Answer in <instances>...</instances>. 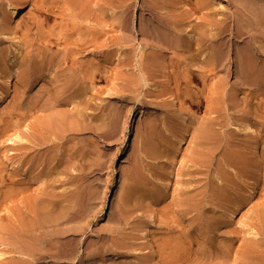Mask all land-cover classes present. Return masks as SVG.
<instances>
[{
  "label": "rangeland",
  "instance_id": "rangeland-1",
  "mask_svg": "<svg viewBox=\"0 0 264 264\" xmlns=\"http://www.w3.org/2000/svg\"><path fill=\"white\" fill-rule=\"evenodd\" d=\"M62 1L56 0L59 8L64 6V2ZM112 1L113 0H110V4L108 5V9L110 8L108 17L111 16L110 18H107V20L109 19L107 21L109 34H106L104 37H102L101 40L98 41L99 43H96L97 45L94 44L85 51L79 50L78 53H76V55L73 57L76 62L71 60V63H74V68L76 69L82 66L85 62H93L94 66H96L99 65L100 62L102 63L104 61L103 63L106 64L109 70L107 72L110 76L109 77L107 75L109 78V80H107L108 82H101L100 78L98 79L97 77V81H94L91 86L92 88L89 89L91 93L88 90L89 96L91 94L92 96L90 97H93L92 99L94 100L91 103L90 108L88 106L87 109L86 107H84V105H82V103L80 105V108H78L79 106H75L72 104V110L70 109V107H68L70 105L63 107V109H61L62 107L59 106V110L58 108H56L55 110L53 109L54 112L52 109L49 110V108H47L48 105L55 104L58 96L63 93L62 85L64 86V84H60V82L58 81L63 80V67H60L58 65L57 67L54 66L55 69H53V65L49 63L51 61V58L53 59L54 55L57 54V52L58 54H62V52H65L66 44H64V42L60 44L61 42L57 43L56 40H53L56 41L57 45L55 44V42H52L55 47H53L52 43L50 44L52 47H46V44H44L46 42L43 38H41V32L39 31L38 27H34V29L29 28L30 25L28 20L30 19L29 17H32V14L35 13V7L31 6L30 9L22 14L20 19L12 24L14 26L16 25V27L11 25L13 27L12 28L10 26L12 29L9 28V30L6 29L7 31H5V29H3V27L5 26L1 25L0 23V26H2L0 27V70L1 72L6 71L2 74L0 72V85L2 82H5L6 86L11 85L9 86V89L11 91L10 93H12V89L13 92L15 91L14 93H12L13 96L10 94L9 101L0 106V119H3L0 120V127L3 125L0 128V143L3 145L2 146L0 144V150L2 149L0 151V173L3 175L5 172L6 174H4V176L7 175V177L9 178L7 181V189L6 187H4L5 189L3 188L2 191H7L9 190L8 188H17L19 190L21 189L20 191L18 190L16 196L12 198L13 203H10L13 208L11 213L9 214L15 215L12 218L10 217L9 220L6 219L7 221L0 217V221L2 222H0V249H2L0 252H2L1 254L3 256H0V260L2 258L0 264H230L231 262V264H264V131L262 130L263 126L260 125V118L264 113V109L260 107L262 106V103H258L264 99V94H262L258 90L246 88L243 85L241 79L242 75H239V73H241L239 71L240 63L237 57L239 55L238 53H240L241 50L246 49L248 42L253 43L254 40H257V38L258 40H263L262 42H264V26H255V22H262L260 21L259 16H261L262 12H264V0H206L208 7L207 9H203V11H201L202 13L195 10V1H193L190 7L192 6V8H194L192 9L193 13L195 12V16L198 17L199 21L196 20L198 23L196 21L191 23L186 22L188 24L184 25L185 27L182 26V28L185 30L187 29V27L189 30H191L195 25H198L199 28L197 29V33L201 32L200 34L202 35V33L206 31L207 35H210L212 33L216 36L220 32L221 27L227 28L228 26L229 28H231L229 30L226 28L224 29L223 35L225 34L224 38L226 45L222 48V52H226L223 53L225 54L224 57H228V60L227 57L224 59V63L226 64V62L228 61L227 64L229 63L228 65H230L231 69L227 64H223L220 67V70L218 72L219 74L217 73V77H214L213 79V85H216V83H220L219 81L224 80L227 86L225 100H221V109H219V114H216L218 117L217 119H219L220 123H222V121L226 119L223 124H225L227 121L234 122V128L232 127L233 130H231L233 132H231L227 131L228 129L225 127L222 128L219 125V121L217 120V126L220 127H217V129L222 130L219 131V134L221 136L218 134L219 140L216 143L218 146V150L220 149L217 152L216 156V167L217 164H221V160L225 155L224 153H227L226 150H228V152H235L236 161H239L241 163L240 166H238L239 169L238 167H233L230 165H227L225 167L228 170V174L230 175V177L233 178L234 183L235 181L237 182V186L235 185L230 188L231 194L233 192L234 195H232L234 196L233 198L236 201L232 199L231 204V202H229L231 200L226 199L228 203H230V205L228 203H224L227 201H225V199H221L220 197L218 198V196L214 192L215 183L212 182L214 175L216 174V172H214L215 170L213 169L211 172H207V170H204L196 165L198 168H200L198 169L190 162L191 160L189 161L190 156L194 152L199 150L198 145L195 144L196 142L198 143L197 139L199 134L198 132L200 130L199 128L205 125V122H208L210 118V116H208L210 115V112L206 110L208 109L209 103L205 95L207 94V92L209 94L206 96L210 95V90L207 89H210L212 83L210 84L209 88H204L202 83H200L198 80H195L194 82V80L192 79V82L187 85L185 80V78L187 77H185L184 79L183 77L190 76V78H193V75H191L192 72H205L208 66L205 63L197 61V59L193 60L191 58L190 52L186 51L185 48L180 50H178L177 48L173 49L174 47L171 44L167 45V43L165 44L163 41L162 43L159 39L158 33L152 31V28L154 27L153 25L159 24L150 22L151 15L146 9L148 8L149 2H155L156 0ZM169 2L171 6V8L169 7L170 10L168 9L169 11L174 10L173 8L175 7V10H177L176 12L178 13L185 14L189 11V8L186 6L187 0H169ZM119 3L120 7L118 6ZM128 9H130V13ZM114 10L116 11L113 12ZM216 13L217 16L215 17ZM203 14L204 16H202ZM120 16H124L126 22L123 23H126L125 25H127L129 29L132 28V31L129 30L127 32L128 28H119L115 20ZM214 20L220 22H215ZM52 21L55 22H52L51 26L53 27L49 26L51 22L48 24L45 23L47 26L44 27L46 32L47 30L50 31V29L52 28H59L61 24L65 25L67 23L63 22V18L61 17H58V19ZM238 23H242L244 30L246 28V31L248 30V32H251L253 40H251L250 37L245 40L236 38V33L234 32L237 31ZM108 25H111L110 28L108 27ZM114 25H117V27ZM81 27L82 30L85 29L84 25H81ZM205 28L209 29L206 30ZM183 29L179 32L181 36H184L186 32L187 35L191 34L188 38L192 37L193 34L197 35L193 30L185 31ZM182 31L184 32L182 33ZM77 37L80 38L79 34L77 35ZM186 37L187 36L185 35L184 38ZM197 37L194 39V41H192L195 46L197 45V43H201V40L199 39V37ZM31 39H33V41ZM197 39H199V41H197ZM21 40L22 42H24V47H26L27 49L23 47V43H21ZM173 40H175V38ZM195 40L197 41L196 43H194ZM227 40L228 42H226ZM30 41L32 44L30 43ZM7 42L9 43V45ZM17 42L20 45H18ZM6 44L8 45V48L5 47ZM201 44L199 47H202V52L199 54L205 57V55L207 56V54L209 53L207 52V54H205L208 49L210 50V42L206 43V41L202 40ZM14 46H16L18 50L15 49ZM212 46H217V48L220 49L219 43H216V45L212 44ZM1 47H3V49ZM13 47L16 51L13 50ZM34 48H37L38 51H35ZM123 48H125V50ZM19 49L21 52L22 50H24L20 55L24 54L25 56H27L26 63L19 66L21 68L24 66L22 69L16 66L13 67L14 64L12 63V57L17 56ZM120 49L122 50L120 51ZM183 50H185L186 52ZM35 53H44L47 56L45 64L46 67H44L45 65L43 66L44 68L42 67V71L40 70V75L42 76L38 77V79L37 76L39 75L32 70L30 71L29 78L27 79L28 81L23 85V92H25V94H22L23 92H21L17 97L16 83L18 82V76L16 77L15 75H17V73L19 75V73L23 72L24 70H28L31 58L35 56ZM121 53H123L122 57ZM118 57H120L121 59H119ZM236 59H238V61ZM158 60H160V62ZM235 60L238 63H236ZM5 61L7 62V65L5 64ZM48 61L49 63H47ZM178 61L181 64L177 63ZM3 63L7 68H12H10V70L8 68L7 71V68H5ZM66 63H69L71 65L70 61H66ZM193 63H196V65H194ZM199 63L202 66H199ZM158 64H161L160 67ZM165 65H167V67H165ZM151 66L157 67L158 74L157 70L154 72V74L151 72L149 74V68H151ZM144 68H146L145 71H143ZM166 68L168 69V71L171 69L170 71L173 73L172 76L177 75V77L172 78L173 80L178 81L175 82V87H173V89L177 92L179 91L180 93H182L180 108L178 110L172 111L170 114H166L167 116H165V113H163L165 105L167 104V100L169 98V95H165V91L167 89L169 91L171 90V88L166 86L165 79H163V72L165 73ZM228 68L230 69V71H233L231 75L225 74L224 72L229 71L227 70ZM51 69L56 73L54 74ZM14 70L18 72H15ZM221 70L223 74L221 73ZM181 72H183L182 74L185 75L183 76ZM9 73H14L10 79ZM50 75L52 78H49ZM226 75L227 77L229 76L230 80L226 77ZM145 77H148V82L145 81ZM32 78H34V81L32 80ZM3 80H7V82L9 83ZM214 80H216L217 82ZM13 82L15 83V86ZM5 84L3 83L2 85L5 86ZM180 84L182 85L180 86ZM129 85H132V87H130ZM25 86L28 87L26 88ZM191 86L193 87V90L190 89L192 88ZM47 88L48 90H45ZM183 89H186V94L190 90L192 92L196 91L195 93H197V95L199 96L203 95L202 98L205 97L206 101H204L203 109H199L197 103V106H194L191 100H189L190 98L185 96L186 94ZM204 89L206 92L203 91ZM40 92L43 94H41ZM37 95H39V97ZM247 96H249V99ZM258 96L260 97V100L258 99ZM16 100L22 105V110L21 108L16 106L19 104H17ZM11 101H15L16 103ZM206 103L207 107H205ZM6 104H9V106L7 105L6 107ZM3 106L5 110L3 109ZM30 109L33 112L30 111ZM9 110H12L15 116L10 117L12 111ZM16 110H18V113L16 112ZM28 110L31 113H29L30 115L27 113ZM20 111L23 112L21 113ZM71 111H76L77 113L75 112L74 114ZM3 112H7L6 115L9 118L6 115L2 116ZM78 112H81L83 114L87 113V115L89 114V116L85 115L84 117L79 118L77 115ZM19 113L21 114L19 115ZM23 113L27 114V116L25 117L26 119L21 120L18 117L21 118ZM69 114H71L72 117ZM56 115L58 116L59 120L64 118L61 121L64 122L65 126L68 125V129H66V127L56 134H53L52 132H50L51 130H49L47 126L45 127L44 122H47L48 120L50 121V118L51 120H54V117ZM223 117L226 118L224 119ZM68 119L69 121H67ZM79 119H81L82 121H79ZM85 119H87V121ZM244 119H248L247 122L251 123L254 129V133L250 132L249 135L248 133H245V126L243 125H245L246 123H244ZM19 120H21V124L19 127L14 128L15 130L9 129L13 133H10L9 130H4L7 125ZM40 123L41 131L40 133H36L34 127L40 125ZM255 123L257 126L255 125ZM27 125L29 126L27 127ZM42 125H44L43 128ZM253 125L256 127H254ZM259 125L261 127H259ZM63 130L65 132H63ZM2 132L4 135L2 134ZM6 132H9L8 135ZM18 134L20 135L18 136ZM11 136L13 138H11ZM19 137L25 139V141L19 140ZM15 138L17 139V143L20 141V144H15L16 147L14 146V144L13 146H10L12 144L9 145L8 143L11 139ZM48 138L51 141L48 140ZM27 141H29V143ZM19 145L20 152L18 148ZM8 150L11 153L12 151H15L18 156H16V158L19 159L15 158V160L13 159L14 161L9 160L8 156L10 155V152ZM22 154L23 156H20ZM24 156L27 157V160ZM4 158H7V162L5 161L6 166L3 162L5 160ZM249 159H251L252 161ZM20 160L22 161V163L20 162ZM26 161L28 163H26ZM18 163L22 166H19ZM14 164L20 167L19 169H17L18 174L16 173V179L14 178L15 183L11 182L12 178L9 177V174H12V172L15 171L11 170L14 167L12 166ZM24 164L26 165L24 166ZM11 166L12 168H10ZM4 167H6L7 170ZM192 167L195 168L192 169ZM240 167H243V170H246L249 167L248 169L250 171L248 169L246 171H243ZM21 168H23V170ZM195 169L199 171L197 172ZM20 170L21 173L19 172ZM243 172L244 174L242 175ZM246 172H250L251 174L253 173V176H251L250 173H247L246 175ZM19 173L21 174V176ZM248 175L250 176L248 177L249 179L247 178ZM261 175L263 178H259H261L263 181L258 178V176ZM195 177L197 179H195ZM251 178H253V180L256 179L254 180L255 183ZM223 179L221 178V180ZM257 179L258 182L261 181V184L257 182ZM17 180L19 181V184L21 183L20 185H18ZM221 180H219L220 183L218 182V184H222L220 185V187L227 188V181ZM251 183L253 184L252 187L254 186L253 188L255 189L254 193L252 194L249 192V189L247 190L249 186L251 187ZM196 184L199 185L200 188H198ZM21 187L25 190H23ZM233 187H237L238 190H234ZM234 191H238L239 194L234 193ZM244 194L249 195H247V197ZM31 195L35 197L33 198ZM47 195L49 196L47 197ZM215 195L219 200L216 199ZM40 196L43 197V199ZM237 196L239 197L237 198ZM245 197L248 198L246 199L247 201L245 200ZM46 198H48V200ZM17 199L20 200H18L17 202ZM56 199L61 200V203ZM42 200L44 203H42ZM193 200L194 202L200 203L197 207V210L196 208H193L194 210L188 208V205L192 204ZM237 200H239V203H237ZM36 202L39 203V205L41 204L40 207L42 206L41 211L42 214L44 213V216L41 215V219L36 216L34 218V216L32 214L30 215L28 211V205ZM220 202L223 204V206L220 204ZM57 203L60 206H57ZM184 203H186V205ZM18 204L21 205L19 206ZM22 204L24 208L21 207ZM233 204H235L237 207L238 205L241 207H239V213L237 214L238 218L236 217L235 219L231 220L228 217L229 215H226L228 212L226 208H228L227 206L230 207ZM50 205L51 208L53 207L52 209H49ZM55 207L57 210L55 209ZM72 208L74 210H72ZM18 209L25 210L28 215V219L26 218V213L24 211V215H22V217L24 220L26 219L24 222L26 224V228L23 232L25 235L23 234V236H20L17 240L15 232H19V226L21 227V218L16 214ZM61 215H64V218H62ZM152 215H154V219L150 218ZM54 216H56L57 218H55ZM44 217L46 220L44 219ZM53 218L57 220H54ZM51 219L52 221L50 222ZM60 221L62 222L60 223ZM9 222H12L11 224H13L15 228L18 227L19 229L16 231L12 230L7 233L5 231V233H3L4 231L2 230V227L9 224ZM52 223H55V225H52ZM34 226L39 229H36ZM40 226L46 227L43 228ZM150 228L152 232L153 243L148 244L144 242L142 234L143 231ZM20 233L21 232H19V234ZM66 234L68 235V237ZM12 236H15V239ZM33 236L36 237L34 238ZM61 238L62 241L60 240ZM20 239L23 240L21 241ZM232 240L235 241L232 242ZM252 241L253 243H251ZM29 243L31 246L29 245ZM45 243L48 246L45 245ZM19 244L21 245V247ZM50 244L52 245V247ZM244 246L246 248L248 246H253L255 248V251L252 252V255L250 254L248 258L245 257L246 255H244L246 254V248ZM19 247L20 249H22L20 250ZM28 247H30L31 250ZM46 248L47 250H45ZM48 248L51 249L48 250ZM24 250L27 252H25ZM33 251H35V253ZM42 251L43 253L45 251L47 253L49 251L52 253L49 252L47 254L45 252L43 254ZM68 251L72 253H69ZM10 253L13 255V258ZM56 253L58 255L57 257L55 256ZM14 254H16L18 258L14 256ZM37 254H42V256H39ZM53 254L55 257L53 256ZM7 255H10L11 257L9 258ZM18 255H21V257ZM22 255H24L25 258ZM34 255H36V258ZM43 255L45 258L43 257ZM68 255L69 257L67 258ZM170 255L173 257L171 258ZM214 256L215 259L217 256L216 260L214 259ZM22 257L24 259H22ZM229 257L231 259H229ZM244 258L246 260H244ZM38 259L41 260L39 261ZM250 260L251 262H249Z\"/></svg>",
  "mask_w": 264,
  "mask_h": 264
},
{
  "label": "bare ground",
  "instance_id": "bare-ground-1",
  "mask_svg": "<svg viewBox=\"0 0 264 264\" xmlns=\"http://www.w3.org/2000/svg\"><path fill=\"white\" fill-rule=\"evenodd\" d=\"M60 1H62V0H60ZM114 1V0H113ZM112 1V2H113ZM128 1V0H127ZM150 1V0H149ZM193 1H195V10L196 11H203V9H207V7H208V4H207V1L206 0H187V2H186V6L189 8V11L187 12V13H178V12H176L177 10H175L176 9V7L175 8H173L174 10H172V11H169L170 9H169V7L171 8V6H170V2H169V0H156L155 2H149L148 3V8L146 9L148 12H149V14L151 15V19H150V22H155L154 24H159V25H153L154 27L152 28L153 30L152 31H154L155 33H158V36H159V39L161 40V42L163 41L165 44L167 43V45L168 44H171L174 48L173 49H178V50H180V49H184L185 48V50L186 51H188V52H190V54H191V58L193 59V60H196L197 59V61H199V62H202V63H205L207 66H208V68H207V66H206V68H207V70L205 71V72H197V71H194V72H192L191 73V75H193V78L191 77L190 78V76H184L185 74H182L183 72H181V74L184 76L183 77V79L185 78V77H187V78H185V80H186V83H187V85L188 84H190L191 82H192V79L194 80V82H195V80H198L200 83H202L203 84V87L204 88H209V86H210V84L212 83V86L210 87V89H207V90H210V95L209 96H206V95H208L209 93L207 92V94L205 95V97H206V99L208 100V103H209V105H208V109H206V110H208L209 112H210V115H208V116H210V118H209V120H208V122H205L206 124L205 125H203L201 128H199L200 130H199V134H198V143L196 142L195 144L196 145H198V147H199V150L198 151H196V152H194L191 156H190V159H189V161L195 166V167H197L196 165H198V167H200V168H202V169H204V170H207V172L208 171H212L213 169L215 170L214 172H216V174L214 175V178H213V182L212 183H215L214 184V186H215V194L218 196V198L220 197L221 199H225V201H227V200H231V201H229V202H231V204H232V199L234 200V201H236L233 197V192H232V194H231V189L230 188H232V186H235L236 185V181H235V183H234V181H233V178H231L230 177V175L228 174V170L225 168L227 165H230V166H233V167H238V166H240V162L239 161H236V153L235 152H228V150H226L227 151V153L225 152L224 154V157H223V159L221 160L222 162H221V164H217V167H216V156H217V152L220 150H218V146H217V142H218V140H219V138H218V134H219V131H221V130H219V129H217V120L219 121V119H217L218 117H217V115L216 114H219L218 112H219V109H221L220 108V103H221V100L223 101V100H225V97H226V91H227V86H226V82L224 81V80H221V81H219L220 83H216V85H213L214 83H213V79H214V77H217L216 76V74L219 72V70H220V67L223 65V64H225L224 63V59L227 57V56H225L224 57V55L225 54H223L224 52H222V48H223V46H225L226 44H225V34L223 35V33H224V29L226 28H224V27H221L220 28V32L217 34V36L216 35H214V34H210V35H207V33H206V31H204L203 33H202V35L200 34V33H197V29L199 28L198 27V25H195L194 27H193V29H191V30H193L194 32H196V34L197 35H195V34H193L192 35V37H190V38H188L190 35H187V32H186V38H184V36H181L180 34H179V32L183 29L182 28V26L183 27H185L184 25H186V24H188L189 22L191 23V22H195L196 20L197 21H199L198 20V17H196L195 16V12L193 13V10L192 9H194V8H192V6L190 7V5L193 3ZM62 2H64V6L63 7H60L59 8V5H58V3H56V0H0V23H1V25H3V26H5V27H3V29H5V31H7L6 29H8L9 30V28H11L12 26H14V25H12V24H14V22H16L17 20H19L20 19V17H21V15L22 14H24L28 9H30V7L31 6H33V7H35V13L34 14H32V17H29L30 19L28 20V22H29V28H31V29H34V27H38V29H39V31L41 32V38H43L44 40H45V42L46 43H44V41H43V43L44 44H46V47H50L51 45V43L52 42H55V44H56V41H57V43H60V44H62V42H64V44H66V49H65V52L63 53L62 52V54L61 53H59L58 54V52H57V54H55L54 55V57H53V59L51 58V61H50V63H49V61L47 62V63H49V64H52L53 65V69H55V67L54 66H60V67H63V75H64V77H63V80H58L59 82H60V84L61 83H63L64 84V86L62 85V87H63V93L62 94H60L59 96H58V98H57V100L55 101V104H52V105H48V107L47 108H49V110H55L56 108H58V110H59V106L60 107H62L61 109H63V107H66V106H68V105H70V106H68V107H70V109H71V105L73 104V105H75V106H79L78 108H80V105H81V103H82V105H84V107H86V109H87V107L89 106V108H90V105H91V103L93 102V100L94 99H92L93 97H90V96H92L91 94H90V96H89V93H88V90L90 89V88H92L91 86H92V83L94 82V81H97V77H98V79L100 78V80H101V82L103 81V82H105V81H107V80H109V78H108V67L106 66V64H104L103 62L101 63L100 62V64L99 65H96V66H94V64H93V62H85L82 66H80L78 69H76V68H74V63L72 64L71 63V60L72 61H75L74 59H73V57L76 55V53H78V51L80 50V51H85V50H87L90 46H92V45H94V44H96L99 40H101V38L102 37H104L106 34H109L108 33V28H107V21L109 20H107V18H110V17H108L109 16V9H108V5L110 4V0H63ZM115 2V1H114ZM122 2V1H121ZM147 2V1H146ZM172 3V2H171ZM173 3H176V2H173ZM118 4V3H117ZM123 4V3H122ZM63 5V4H62ZM126 5V4H125ZM128 5V4H127ZM147 5V4H146ZM172 5V4H171ZM176 5V4H175ZM119 7H120V3H119V5H118ZM180 6V5H179ZM126 7V6H125ZM129 7V6H128ZM186 7V8H187ZM115 8V7H114ZM127 8V7H126ZM130 8V7H129ZM61 9V10H60ZM120 9V8H119ZM169 9V10H168ZM60 10V11H59ZM129 10V13H130V9H128ZM112 11V10H111ZM116 10H114L113 12H115ZM146 11V12H147ZM32 12V11H31ZM118 12V11H117ZM117 12H116V14H117ZM122 12V11H121ZM111 13V12H110ZM125 13H126V11H125ZM202 13V12H201ZM260 13V12H259ZM115 14V15H116ZM147 14V13H146ZM261 14V13H260ZM113 15H114V13H113ZM208 15V14H207ZM126 16V15H125ZM148 16V15H147ZM202 16H204V14L202 15ZM217 16V13H216V15H215V17ZM58 17H61V18H63V22H67L65 25H62L61 24V26L59 27V28H52V29H50V31H48L47 29V32L45 31V29H44V27L46 26V24H48V23H50L51 22V24L49 25V26H51L52 25V22H54V21H52V20H56V19H58ZM150 17V16H149ZM201 17V16H200ZM213 17V16H212ZM260 17V21H262V22H255L256 23V27L257 26H264V12H262V15L261 16H259ZM256 18V17H255ZM149 19V18H148ZM201 19V18H200ZM204 19H206V18H204ZM259 19V18H258ZM196 21V22H197ZM202 21V20H201ZM215 21V20H214ZM214 21H210V22H214ZM26 22V21H25ZM60 22V21H59ZM115 22L118 24V26H119V28H121V29H127L128 28V30H127V32L130 30V31H132V28L131 29H129V27H127V25H125L123 22H126L125 21V19H124V16H120V17H117V19L115 20ZM114 22V23H115ZM186 22H188V23H186ZM215 22H220V21H215ZM224 22V21H223ZM46 23V24H45ZM55 23V22H54ZM198 23V22H197ZM197 23H194V24H197ZM254 23V22H253ZM253 23H252V25H253ZM17 24V23H16ZM26 24V23H25ZM109 24V23H108ZM130 24V23H129ZM221 24V23H220ZM224 24V23H223ZM12 25V26H11ZM81 25H84V27H85V29L84 30H82V27H81ZM192 25V24H191ZM11 26V27H10ZM111 26V25H110ZM110 26L108 25V27L110 28ZM114 26H116L117 27V25H114ZM213 26V25H212ZM211 26V27H212ZM226 26V25H225ZM0 27H2V26H0ZM14 27H16V25L14 26ZM21 27V26H20ZM47 27V26H46ZM51 27H53V26H51ZM83 27V28H84ZM255 27V28H256ZM13 28V27H12ZM11 28V29H12ZM18 28V27H17ZM22 28V27H21ZM146 28H148V27H146ZM182 28V29H181ZM261 28V27H260ZM259 28V29H260ZM118 29V28H117ZM206 29V28H205ZM207 29H209V28H207ZM206 29V30H207ZM226 29H231V28H229L228 26H227V28ZM233 29V28H232ZM28 30V29H27ZM120 30V29H119ZM183 30H185V29H183ZM187 31H191V30H189L188 29V27H187V29H186ZM185 30V31H186ZM234 30V29H233ZM12 31V30H11ZM14 31V30H13ZM21 31V30H20ZM126 31V30H125ZM253 31V30H252ZM18 32V31H17ZM184 31H182V33H183ZM232 32V31H231ZM12 33V32H11ZM19 33V32H18ZM26 33V32H25ZM227 33V32H226ZM234 33H236L235 34V36H236V38L237 39H243V40H245V39H247V38H251V40H253V36L251 35V32L249 31L248 32V30L246 31V28H245V30L243 29V25H242V23H238L237 24V31H235ZM233 33V34H234ZM13 34H14V32H13ZM17 34V33H16ZM79 34V36H80V38H78L77 37V35ZM209 34V33H208ZM3 35V34H2ZM157 35V34H156ZM156 35H155V37H156ZM183 35V34H182ZM223 35V36H222ZM254 35V34H253ZM5 36V35H4ZM3 36V37H4ZM38 36H40V35H38ZM154 36V35H153ZM199 37V39L201 40V43H202V40L203 41H206V43L207 42H210V45L209 46H211L210 47V50L208 51L207 50V48H206V53H205V50H204V53L205 54H207V52H209L208 54H207V56L205 55V57L203 56V55H201V54H199V53H201L202 51H201V49H202V47L200 48L199 46H200V44L201 43H197V47L193 44V42L192 41H194V39L196 38V37ZM27 37V36H26ZM54 37H57V38H54ZM60 37H62V38H60ZM197 37V38H198ZM175 38V40H173ZM9 39V38H8ZM13 39H16V38H13ZM30 39V38H29ZM58 39V40H57ZM199 39H197V41H199ZM264 39V38H263ZM10 40V39H9ZM25 40V39H24ZM32 41H33V39H31ZM53 40H56V41H53ZM159 40V41H160ZM17 41V40H16ZM196 40H195V42L194 43H196L197 42ZM263 41V40H262ZM261 40H258V38H257V40H254L253 41V43H247L248 45H247V47H246V49H243V50H239L240 51V53H238L239 55L237 56L238 57V59H239V63H240V72L241 73H239V71H238V73H239V75H242V83H243V85L246 87V88H249V89H255V90H258V91H260L262 94H264V42H262ZM1 42V41H0ZM104 42V41H103ZM162 42V43H163ZM215 42V43H214ZM226 42H228V40L226 41ZM3 43V42H2ZM8 43V42H7ZM18 43V42H17ZM21 43H23V47H24V42H22V40H21ZM30 43H31V41H30ZM42 43V42H41ZM99 43V42H98ZM216 43H219V46H220V49H218L217 48V46L216 47H213L212 46V44H215L216 45ZM4 44V43H3ZM2 44V45H3ZM16 44V43H15ZM27 44V43H26ZM32 44V43H31ZM53 44V43H52ZM105 44H106V41H105ZM150 44V43H149ZM152 44V43H151ZM204 44H205V42H204ZM8 45H9V43H8ZM7 44H6V48H8L7 46H8ZM18 45H20L19 43H18ZM18 45H16V46H18ZM22 45V44H21ZM57 45V44H56ZM97 45V44H96ZM202 45V44H201ZM11 46V45H10ZM9 46V47H10ZM16 46H14L15 47V49H17V47ZM61 46V45H60ZM59 46V47H60ZM204 46V45H203ZM12 47V46H11ZM14 47H13V50H15L14 49ZM22 47V46H21ZM29 47H30V45H29ZM29 47H28V49H29ZM45 47V46H44ZM52 47V46H51ZM53 47H55L54 46V44H53ZM161 47V46H160ZM207 47H208V45H207ZM2 49H3V47H1ZM5 48V49H6ZM24 48H26V47H24ZM23 48V49H24ZM37 48H39V47H37ZM37 48L35 49L34 48V50L36 51L37 50ZM164 48V47H163ZM2 49H1V51H2ZM20 49H22V48H20ZM20 49H19V52H18V54H17V56H14V57H12V63L14 64H12L13 65V67H19V66H21V65H23V64H25L26 63V61H27V56H25L24 54L23 55H20L21 53H23V51L24 50H22V52L20 51ZM27 49V48H26ZM62 49V48H61ZM124 50H125V48H123ZM227 49V48H226ZM12 50V51H13ZM18 50V49H17ZM40 50V49H39ZM45 50V49H44ZM51 50V49H50ZM122 49H120V51H121ZM123 50V51H124ZM185 50H183V51H185ZM6 51V50H5ZM16 51V50H15ZM38 51V50H37ZM49 51V50H48ZM62 51V50H61ZM90 51H91V48H90ZM185 51V52H186ZM41 52V51H40ZM43 52V51H42ZM46 52V51H45ZM54 52V51H53ZM184 52V53H185ZM3 53H5V52H3ZM10 53H11V51H10ZM15 53V52H14ZM84 53V52H83ZM203 53V54H204ZM226 53V52H225ZM82 54V53H81ZM122 54L123 53H121V57H122ZM49 55V54H48ZM78 55H80V54H78ZM187 55V54H186ZM227 55V54H226ZM4 56V55H3ZM11 56V55H10ZM9 56V57H10ZM52 56H53V53H52ZM229 56V55H228ZM8 57V58H9ZM46 55L44 54V53H40V54H36L35 53V56H33V58H31V61H30V64H29V66H28V70L27 71H23V72H21V73H19V75H18V73H17V75H15L16 77H17V79H18V82L16 83V88H17V90H16V93H17V97L19 96V93H21V92H23V85H24V83H26L28 80V78H29V73H30V71L32 70V71H34L36 74H38L39 76H37V79H38V77H40V76H42V75H40L41 74V72H40V70L42 71V67L46 64ZM51 57V56H50ZM77 57V56H76ZM163 57V56H162ZM183 57V56H182ZM185 57V56H184ZM119 59H121L120 57H118ZM231 58V57H230ZM2 59V58H1ZM48 59V58H47ZM238 59H236L237 61H238ZM5 60V59H4ZM189 60V59H188ZM227 60H228V57H227ZM231 60V59H230ZM236 60H235V62H236ZM66 61H70V63H71V65L68 63H66ZM88 61H90V60H88ZM159 62H160V60H158ZM174 61H175V59H174ZM173 61V62H174ZM177 61V60H176ZM226 61V60H225ZM6 62V61H5ZM76 62V61H75ZM155 62H157V61H155ZM162 62V61H161ZM165 62V61H164ZM167 62V61H166ZM171 62V61H170ZM228 62V61H227ZM227 62H226V64H227ZM151 63V62H150ZM177 63H180L179 61L177 62ZM185 63V62H184ZM197 63V62H196ZM196 63L194 64V65H196ZM236 63H238V62H236ZM6 65H7V62L5 63ZM66 64H67V66H66ZM148 64V63H147ZM154 64V63H153ZM163 64V63H162ZM166 64V63H165ZM170 64V63H169ZM181 64V63H180ZM225 64V65H226ZM229 64V63H228ZM227 64V65H228ZM3 65H4V63H3ZM6 65H4L5 66V68H7L6 67ZM51 65V66H52ZM76 65V64H75ZM80 65V64H79ZM78 65V66H79ZM159 65V64H158ZM161 65V64H160ZM160 65H159V67H160ZM199 66H202V65H200V63L198 64ZM197 65V66H198ZM10 66H11V64H10ZM77 66V65H76ZM144 66V65H143ZM232 66V65H231ZM0 67H1V65H0ZM3 67V66H2ZM24 67V66H23ZM22 67V68H23ZM44 67H46V65L44 66ZM43 67V68H44ZM59 67V68H60ZM165 67H167V65H165ZM164 67V68H165ZM180 67H181V65H180ZM194 67V66H193ZM204 67V66H203ZM228 67L230 68V65H228ZM238 67V68H239ZM4 68V69H5ZM9 68V67H8ZM8 68H7V71H8ZM10 68H12V67H10ZM10 68H9V70H10ZM19 68H21V67H19ZM21 68V69H22ZM176 68V67H175ZM202 68V67H201ZM226 68H227V66H226ZM226 68H225V70H226ZM227 69V70H229V71H224L225 72V74H229V75H231L232 74V72L233 71H230V69ZM3 69V68H2ZM27 69V68H26ZM48 69V68H47ZM49 69H50V66H49ZM143 69V68H142ZM145 69L146 68H144V70L143 71H145ZM161 69V68H160ZM181 69V68H180ZM223 69V68H222ZM16 70H18V69H16ZM157 70V67L156 66H151V68H149V74H150V72L151 73H153L154 74V72ZM162 70V69H161ZM166 70V71H165ZM164 71H165V73L163 72V79H165V83H166V86L167 87H169V88H171V90H169L168 91V89L165 91V95H169V98H168V100H167V104L165 105V108H164V112L163 113H165L164 115L165 116H167L166 114H170L172 111H174V110H178L179 108H180V102H181V98H182V93H180L179 91L177 92L176 90H174L173 89V87H175L174 86V84H175V82H178V81H176V80H173L172 78H174V77H177V75L176 76H172L173 75V73L169 70L168 71V69L166 68ZM183 70V69H182ZM198 70H200V69H198ZM4 71V70H3ZM15 71V70H14ZM13 71V72H14ZM46 71V70H45ZM44 71V72H45ZM51 71H52V69H51ZM55 71H57V70H55ZM180 71V70H179ZM179 71H176V72H179ZM185 71V70H184ZM0 72H1V70H0ZM4 72H6V71H4ZM4 72H1V74L2 73H4ZM10 72H12V71H10ZM15 72H18V71H15ZM48 72V71H47ZM50 72V71H49ZM52 72H54V70L52 71ZM186 72V71H185ZM34 73V74H35ZM51 73V72H50ZM56 72H54V74H55ZM59 73V72H58ZM62 73V72H61ZM148 73V72H147ZM221 73H222V70H221ZM7 74H8V72H7ZM10 75H9V79L12 77V75L14 74H12V73H9ZM43 74V73H42ZM53 74V73H52ZM148 74V75H149ZM152 74V75H153ZM157 74H158V70H157ZM160 74V73H159ZM219 74V73H218ZM217 74V75H218ZM223 74V73H222ZM237 74V73H236ZM58 75V74H57ZM108 75V76H107ZM151 75V76H152ZM179 75V74H178ZM3 76H4V74H3ZM2 76V77H3ZM6 76V75H5ZM14 76V77H15ZM34 77V76H33ZM44 77V76H43ZM110 77V76H109ZM161 77V76H160ZM159 77V78H160ZM182 77V76H181ZM226 77H227V75H226ZM5 78V77H4ZM36 78V77H35ZM49 78H52L51 77V75H50V77ZM59 78V77H58ZM148 77H145L144 79H145V81L146 82H148V79H147ZM149 78H151V77H149ZM156 78V77H155ZM227 78H229V76L227 77ZM8 79V80H9ZM43 79V78H42ZM42 79H40V80H42ZM96 79V80H95ZM154 79V78H153ZM178 79H181V78H178ZM216 79V78H215ZM32 80L34 81V78H32ZM40 80H38V81H40ZM53 80V79H52ZM51 80V81H52ZM229 80H230V78H229ZM3 81H6L7 82V80H3ZM15 81H16V79H15ZM14 81V82H15ZM30 81V80H29ZM54 81V80H53ZM129 81V80H128ZM184 81V80H183ZM182 81V82H183ZM214 81H216V80H214ZM2 82V81H1ZM13 82V83H14ZM32 82V81H31ZM108 82V81H107ZM181 82V83H182ZM197 82V81H196ZM217 82V81H216ZM5 84V82H2L1 83V85H0V106L1 105H3V104H5L6 102H8L9 101V98H10V94L13 96V94L12 93H14L13 92V89H12V93H10L11 91H10V89H9V86H11V85H7L6 86V84H5V86L4 85H2V84ZM7 83H9V82H7ZM29 83V82H28ZM36 83V82H35ZM53 83V82H52ZM10 84H11V82H10ZM37 84V83H36ZM128 84V83H127ZM148 84H150V83H148ZM178 84V83H177ZM176 84V85H177ZM184 84V83H183ZM22 85V86H21ZM58 85V84H57ZM182 84H180V86H181ZM192 85V84H191ZM242 85V84H241ZM242 85V86H243ZM13 86V85H12ZM14 86H15V83H14ZM34 86V85H33ZM130 86V85H129ZM149 86V85H148ZM26 87V86H25ZM28 87V86H27ZM26 87V88H27ZM60 87V86H59ZM130 87H132V85L130 86ZM150 87V86H149ZM192 87V86H191ZM202 87V86H201ZM13 88V87H12ZM15 88V89H16ZM44 88V87H43ZM57 89H59V88H57ZM178 89V88H177ZM190 89H192L193 90V87L192 88H190ZM242 89V88H241ZM44 90V89H43ZM42 90V91H43ZM45 90H48V88L47 89H45ZM165 90V89H164ZM184 91L186 90V89H183ZM230 90V89H229ZM238 90V89H237ZM236 90V91H237ZM40 91V90H39ZM203 91H205V89L203 90ZM240 91V90H239ZM46 92V91H45ZM48 92V91H47ZM51 92V91H50ZM89 92H90V90H89ZM196 92V91H195ZM195 92H192V91H188L187 92V94H186V91H185V96H187L188 98H190L189 100H191V102L194 104V106L196 105V103L198 104V107H199V109H203V107H204V101H205V97L204 98H202V96L200 95H197V93H195ZM206 92V91H205ZM41 93V92H40ZM91 93V92H90ZM198 93H199V91H198ZM228 93H229V91H228ZM227 93V94H228ZM245 93H246V91H245ZM22 94H25V92H23ZM39 94V93H38ZM41 94H43V93H41ZM46 94V93H45ZM203 94H205V93H203ZM235 94V93H234ZM21 95V94H20ZM184 95V94H183ZM38 97H39V95H37ZM50 96V95H49ZM240 96V95H239ZM248 97V99H249V96H247ZM252 97V96H251ZM259 97V96H258ZM12 99V98H11ZM16 99V98H15ZM52 99V98H51ZM232 99V98H231ZM259 100H260V97L258 98ZM262 99V98H261ZM18 100V99H17ZM17 100H16V102H17ZM20 100V99H19ZM33 100V99H32ZM54 100V99H53ZM254 100V99H253ZM39 101H40V99H39ZM50 101V100H49ZM48 101V102H49ZM227 101V100H226ZM230 101V100H229ZM11 102H15V101H11ZM15 102V103H16ZM34 102V101H33ZM36 102H37V100H36ZM206 102V101H205ZM234 102H236V101H234ZM19 102H17V104H18ZM191 103V104H192ZM258 103H262L261 105L262 106H260V107H262L263 109H264V99L261 101V102H258ZM10 104V103H9ZM9 104H6V107H7V105L9 106ZM20 104V103H19ZM19 104L18 105H16V106H18L19 108H21V110H22V105L20 104V106H19ZM33 104V103H32ZM45 104V103H44ZM50 104V103H49ZM223 104V103H222ZM228 104V103H227ZM229 104H230V102H229ZM235 104V103H234ZM11 105V104H10ZM47 105V104H46ZM259 105V104H258ZM33 106H36V105H33ZM58 106V107H57ZM197 106V105H196ZM31 107V106H30ZM41 107V106H40ZM205 107H207V103H206V106ZM9 108V107H8ZM15 108V107H14ZM29 108V107H28ZM34 108V107H33ZM74 108V107H73ZM83 108V107H82ZM224 108V107H223ZM222 108V109H223ZM2 109V108H1ZM3 109H4V106H3ZM13 109V108H12ZM18 109V108H17ZM36 109V108H35ZM69 109V110H70ZM225 109V108H224ZM223 109V110H224ZM5 110V109H4ZM39 110V109H38ZM44 110V109H43ZM45 110H46V107H45ZM54 110H53V112H54ZM57 110V111H58ZM72 110V109H71ZM76 110V109H75ZM258 110H259V108H258ZM9 111H12V110H9ZM9 111H8V113H9ZM18 110H16V112H17ZM30 111H32L31 109H30ZM30 111L28 110L27 111V113L29 114L30 113ZM35 111V110H34ZM41 111V110H40ZM74 111V110H73ZM80 111H81V109H80ZM88 111V110H87ZM207 111V112H208ZM264 111V110H263ZM15 112V113H16ZM21 113L23 112V111H20ZM33 112V111H32ZM52 112V113H53ZM56 112V111H55ZM72 112V111H71ZM70 112V113H71ZM76 112V111H75ZM75 112H72V113H74L75 114ZM0 113H1V111H0ZM11 113V112H10ZM14 112L12 111V114H11V116L10 117H13V116H15L14 114H13ZM18 113V112H17ZM16 113V114H17ZM21 113H19V115L21 114ZM61 113V112H60ZM77 113V112H76ZM85 113V112H84ZM90 113V112H89ZM7 114V112H3L2 113V116H4V115H6ZM31 114V113H30ZM29 114V115H30ZM68 114V113H67ZM207 114V113H206ZM261 114V113H260ZM52 115V114H51ZM61 115V114H60ZM70 116H71V114H69ZM78 117L80 118H82V117H84L85 115H87V113H85V114H83V113H81V112H78ZM220 115H221V113H220ZM219 115V116H220ZM7 116V115H6ZM27 116V114H22V116H21V118L20 117H18L19 119H26L25 117ZM53 116V115H52ZM57 116V115H56ZM54 117V120H51V118H50V121L48 120L47 122L45 121L44 123V125H45V127L47 126L48 127V129L49 130H51L50 132H52L53 134H56L57 132H59L60 130H62V129H65L68 125H66L65 126V124H64V122L63 121H61L62 119H64V118H62L61 120H59V118H58V116L57 117ZM67 116V115H66ZM65 116V117H66ZM70 116H68V117H70ZM87 116H89V114L87 115ZM8 117V116H7ZM50 117V116H49ZM60 117V116H59ZM63 117V116H62ZM72 117V116H71ZM74 117V116H73ZM4 118V117H3ZM9 118V117H8ZM77 118V117H76ZM224 118V117H223ZM226 118V117H225ZM224 118V119H225ZM2 119V118H1ZM0 119V120H1ZM11 119V118H10ZM17 119V118H16ZM44 119H46V118H44ZM47 119H49V118H47ZM75 119V118H74ZM89 119V118H88ZM243 119V118H242ZM251 119H253V118H251ZM251 119H250V121H251ZM261 124L260 125H262L263 126V128H262V130L264 131V113L262 114V116H261ZM3 120V119H2ZM6 120H7V118H6ZM6 120H4V121H6ZM21 120H19V121H17V122H12L11 124H9V125H7V127L4 129L5 131H8L9 129H14V128H17V127H19L20 126V124H21ZM38 120V119H37ZM72 120V119H71ZM86 121H87V119H85ZM247 120L248 119H244V123H246L245 125H243V126H245V133H248V135L250 134V132H253L254 133V129H253V127H252V125H251V123H249V122H247ZM8 121H9V119H8ZM33 121V120H32ZM67 121H69V119L67 120ZM66 121V122H67ZM74 121V120H73ZM79 121H82L81 119H79ZM85 121V122H86ZM206 121V120H205ZM224 121H226V119L224 120ZM224 121H222V123H220V121H219V125L222 127V128H227L228 130L227 131H231V130H233L232 129V127L234 126L233 125V123L234 122H230V121H227L225 124H223L224 123ZM242 121V120H241ZM11 122V121H10ZM75 122V121H74ZM89 122V121H88ZM243 122V121H242ZM2 123H3V121H2ZM42 123V122H41ZM41 123H40V125H37V126H35L34 127V130L36 131V133L38 132V133H40V131H41ZM82 123V122H81ZM252 123H253V121H252ZM31 124V123H30ZM29 124V125H30ZM33 124V123H32ZM67 124V123H66ZM71 124V123H70ZM74 124V123H73ZM77 124V123H76ZM85 124V123H84ZM87 124V123H86ZM1 125V124H0ZM6 125V124H5ZM29 125H27V127L29 126ZM44 125H42V128H43V126ZM89 125V124H88ZM255 125H256V123H255ZM259 125V127H261ZM3 126V125H2ZM1 126V127H2ZM238 126V125H237ZM236 126V127H237ZM254 126V125H253ZM257 126V125H256ZM256 126H254V127H256ZM0 127V128H1ZM23 127V126H22ZM32 127V126H31ZM236 127H235V129H236ZM82 128H83V125H82ZM81 128V129H82ZM218 128H220V127H218ZM234 128V127H233ZM240 128V127H239ZM238 128V129H239ZM244 128V127H243ZM45 129V128H44ZM66 129H68V127L66 128ZM235 129H234V131H235ZM15 130V129H14ZM19 130V129H18ZM29 130H31V129H29ZM198 130V129H197ZM241 130V129H240ZM16 131H17V129H16ZM16 131H15V133H16ZM20 131V130H19ZM86 131V130H85ZM88 131H89V128H88ZM226 131V132H227ZM0 132H1V130H0ZM9 132L11 133L12 131L11 130H9ZM8 132V133H9ZM21 132V131H20ZM19 132V133H20ZM32 132V131H31ZM63 132H65L64 130H63ZM224 132V131H223ZM231 132H233V131H231ZM262 132V131H261ZM5 133V132H4ZM7 133V132H6ZM8 133H7V135H8ZM13 133V132H12ZM26 133V132H25ZM264 133V132H263ZM1 134V133H0ZM2 134H3V132H2ZM28 134V133H27ZM60 134H62V133H60ZM222 134V133H221ZM226 134V133H225ZM4 135V134H3ZM10 135V134H9ZM17 135V134H16ZM20 134H18V136H19ZM31 135V134H30ZM220 135V134H219ZM263 135V134H262ZM221 136V135H220ZM219 136V137H220ZM6 137V136H5ZM23 137V136H22ZM26 137V136H25ZM24 137V138H25ZM3 138H4V136H3ZM11 138H13L12 136H11ZM27 138V137H26ZM45 138V137H44ZM47 138V137H46ZM55 138V137H54ZM196 138H197V136H196ZM253 138V137H252ZM52 139V138H51ZM4 140H5V138H4ZM19 140H21V141H25V139H23V138H20L19 137ZM26 140H28V139H26ZM48 140H50L49 138H48ZM7 141H9V140H7ZM51 141V140H50ZM49 141V142H50ZM1 142V141H0ZM3 142V141H2ZM20 142V141H19ZM17 143V139L15 138V139H11L10 140V142L8 143L9 145L10 144H12V145H10V146H13V144H14V146H15V144H20V143ZM28 143H29V141H27ZM48 142V141H47ZM7 143V142H6ZM22 143V142H21ZM36 143V142H35ZM1 144V143H0ZM4 144V143H3ZM23 144V143H22ZM26 144V143H25ZM32 144V143H31ZM229 144V143H228ZM2 145V144H1ZM0 145V146H1ZM5 145V144H4ZM3 146V145H2ZM23 146V145H22ZM9 147V146H8ZM16 147V146H15ZM15 147H14V149H15ZM3 148V147H2ZM19 152H20V145H19ZM4 149V148H3ZM2 150V149H1ZM0 150V151H1ZM16 150H18V149H16ZM230 150V149H229ZM9 151V150H8ZM25 151H27V150H25ZM10 152V151H9ZM23 152V151H22ZM27 155V154H26ZM238 155V154H237ZM239 155H241V154H239ZM243 155V154H242ZM16 156H17V154L15 153V151L13 152L12 151V153L10 152V155L8 156V158H9V160H15V158H16ZM20 156H23V154L22 155H20ZM18 157V156H17ZM25 157V159L27 158L26 156H24ZM245 158H247V157H245ZM5 159V158H4ZM16 159H19V158H16ZM243 159V158H242ZM13 160V161H14ZM27 160V159H26ZM249 160H251V159H249ZM1 161V160H0ZM5 161L7 162V158L3 161L4 162V165H5ZM252 161V160H251ZM250 161V162H251ZM2 162V163H3ZM9 162V161H8ZM16 162H17V160H16ZM20 162L22 163V161L20 160ZM19 162V163H20ZM23 162H24V160H23ZM19 163H18V165H19ZM26 163H28L27 161H26ZM220 163V162H219ZM1 164V163H0ZM7 164V163H6ZM17 164V163H16ZM248 164V163H247ZM246 164V165H247ZM3 165V166H4ZM18 165H12V166H14L13 168H12V166L10 167V168H12L11 170H15L14 172H12V174H9V177L10 178H12V181L11 182H13V183H15L14 182V178H15V176H17V174H18V171H17V169H19L20 167V165L18 166ZM26 164H24V166H25ZM69 165H70V162H69ZM245 165V166H246ZM6 166V165H5ZM22 166V165H21ZM190 166H192V165H190ZM243 166V165H242ZM249 166V165H248ZM250 166H251V164H250ZM194 167V168H195ZM197 167V168H198ZM5 169H6V167H4ZM24 168V167H23ZM23 168H21L22 170H23ZM190 168V167H189ZM193 167H192V169H194ZM200 168H198V169H200ZM230 168V167H229ZM232 168V167H231ZM240 168H242V170H243V167H240ZM244 168H246V167H244ZM249 168V167H248ZM247 168V169H248ZM252 168H253V164H252ZM252 168H251V170H252ZM258 168H260V167H258ZM201 169V170H202ZM238 169H239V167H238ZM246 169V170H247ZM255 169V168H254ZM1 170V169H0ZM7 170V169H6ZM25 170V169H24ZM188 170H190V169H188ZM196 170V169H195ZM235 170H236V168H235ZM241 170V169H240ZM241 170V171H242ZM246 170H243V171H246ZM249 170V169H248ZM256 170V169H255ZM259 170V169H258ZM194 171V170H193ZM193 171H191V172H193ZM197 171V170H196ZM199 171V170H198ZM197 171V172H198ZM250 171V170H249ZM1 172V171H0ZM20 173H21V170L19 171ZM25 172V171H24ZM209 172V173H210ZM238 172V171H237ZM253 172V171H252ZM255 172V171H254ZM11 173V172H10ZM17 173V174H16ZM19 173V174H20ZM202 173V172H201ZM247 173H250V172H246V175H247ZM1 174V173H0ZM4 174H6L5 172H4ZM4 174L2 175H0V217L2 218V219H5V221H7V220H9L10 219V217L12 218L14 215H12V214H9V213H11V211H12V205H10V203L12 202L13 203V201H12V198H14V196H16V194L18 193V190L19 189H10V188H8L9 190H7V191H2V189L4 188V187H6V189H7V181H8V177H7V175H5L4 176ZM192 174H195V173H192ZM213 174V173H212ZM211 174V175H212ZM244 174V172L242 173V175ZM251 174V173H250ZM253 174V173H252ZM251 174V176H253ZM259 174H260V172H259ZM258 174V175H259ZM23 175V174H22ZM254 175H256V174H254ZM20 176H21V174H20ZM193 176V175H192ZM195 176V175H194ZM245 176V175H244ZM243 176V177H244ZM199 177V176H198ZM212 177V176H211ZM246 177V176H245ZM248 177H250L249 175L247 176V178ZM257 177V176H256ZM259 177H261V178H263L262 177V175L261 176H258V178ZM19 178V177H18ZM221 178L223 179V180H221ZM246 178V179H247ZM255 178V177H254ZM261 178H259V179H261ZM16 179V178H15ZM195 179H197L196 177H195ZM244 179V178H243ZM249 179V178H248ZM252 179V181L254 182V180H256V179H254L253 180V178H251ZM250 179V180H251ZM21 180V179H20ZM219 180H221V181H227V184H228V186H227V188L225 187V188H222V187H220V185H222V184H218V182H219ZM235 180V179H234ZM241 180H242V178H241ZM245 180V179H244ZM262 180V179H261ZM192 181H194V180H192ZM192 181H190V182H192ZM196 181V180H195ZM248 181V180H247ZM263 181V180H262ZM10 182V183H11ZM17 182H18V185H20L19 184V181L17 180ZM249 182V181H248ZM257 182H258V179H257ZM261 182V181H260ZM260 182H258V183H260ZM23 183V182H22ZM192 183H194V182H192ZM220 183V182H219ZM223 183V182H222ZM225 183V182H224ZM255 183V182H254ZM257 183V184H258ZM17 184V183H16ZM25 184V183H24ZM249 184V183H248ZM261 184V183H260ZM11 185V184H10ZM197 185V184H196ZM202 185V184H201ZM224 185V184H223ZM251 185V187L249 186V188H247V190L249 189V192L252 194V193H254V191H255V189L252 187V183L250 184ZM255 185V184H254ZM14 186V185H13ZM198 186V188H200L199 187V185H197ZM197 186H196V188H197ZM203 186V185H202ZM212 186V185H211ZM225 186V185H224ZM237 186V185H236ZM248 186V185H247ZM19 187V186H18ZM23 187V186H22ZM21 187V188H22ZM26 187H29V186H26ZM234 188V187H233ZM5 189V188H4ZM23 190H25L24 188H22ZM235 189H237V187L236 188H234V190ZM21 190V189H20ZM19 190V191H20ZM196 190V189H195ZM207 190V189H206ZM233 190V189H232ZM238 190V189H237ZM192 191H193V189H192ZM198 191V190H197ZM23 192V191H22ZM187 192V191H186ZM185 192V193H186ZM189 192H191V191H189ZM234 193H237V194H239L238 193V191L237 192H235L234 191ZM247 193H248V191H247ZM191 194V193H190ZM195 194V193H194ZM214 194V193H213ZM236 194V195H237ZM256 194V193H255ZM35 195V194H34ZM197 195H198V192H197ZM215 195V196H216ZM245 195V194H244ZM243 195V196H244ZM247 195H249V194H246L245 196H247ZM18 196V195H17ZM32 196V195H31ZM31 196H30V198H31ZM49 195H47V197H48ZM214 196V195H213ZM217 196H216V199H218L217 198ZM253 196V195H252ZM252 196H249V197H252ZM33 197V196H32ZM35 197V196H34ZM33 197V198H34ZM41 197V196H40ZM196 197V196H195ZM194 197V198H195ZM236 197V196H235ZM239 196H237V198H238ZM241 197V196H240ZM248 197V196H247ZM247 197H245V200L246 199H248ZM16 198V197H15ZM42 199H43V197H41ZM190 198V197H189ZM188 198V199H189ZM199 198V197H198ZM243 198V197H242ZM241 198V199H242ZM47 200H48V198H46ZM50 199V198H49ZM51 199H52V197H51ZM55 199V198H54ZM187 199V200H188ZM193 199V198H192ZM196 199V198H195ZM194 199V200H195ZM199 199H201V198H199ZM227 199V200H226ZM251 199V198H250ZM18 200H20V199H17V202H18ZM39 200H41V199H39ZM56 200H58V202L60 201V203H61V200H59V199H56ZM190 200V199H189ZM194 200H193V202H194ZM202 200V199H201ZM219 200V199H218ZM25 201H27V200H25ZM35 201V200H34ZM55 201V200H54ZM183 201V200H182ZM186 201V200H185ZM239 200H237V203H239L238 202ZM240 201H243V200H240ZM247 201V200H246ZM23 202V201H22ZM33 202V201H32ZM38 202V201H37ZM31 203L30 205H28V208H29V213H30V215L32 214L33 216H34V218H35V216L36 217H38V218H40L41 219V215H43L44 216V213L42 214V211H41V207H40V205H39V203ZM192 202V201H191ZM192 202V204H189L188 205V208H191V209H193V208H196V210H197V207L199 206V202H194L193 203ZM219 202V201H218ZM221 202H223V201H221ZM220 202V204L223 206V204ZM27 203V202H26ZM25 203V204H26ZM42 203H44L43 202V200H42ZM45 203H47V202H45ZM51 203V202H50ZM189 203H190V201H189ZM224 203H228V201L227 202H224ZM245 203V202H244ZM185 205H186V203H184ZM183 204V205H184ZM229 205H230V203H228ZM15 205V204H14ZM19 205V204H18ZM17 205V206H18ZM21 205V204H20ZM19 205V206H20ZM47 205V204H46ZM53 205V204H52ZM225 205V204H224ZM233 205H235V204H233ZM233 205H231L230 207L229 206H227L228 208H226L227 209V214L226 215H229L228 217L231 219V220H233V219H235L236 217H237V214L239 213V207H241V206H239L238 205V207L236 206H233ZM240 205H242V204H240ZM44 206V205H43ZM54 206V205H53ZM57 206H60V205H58V203H57ZM62 206V205H61ZM69 206V205H68ZM68 206H66V207H68ZM191 206V207H190ZM242 206H244V205H242ZM21 207H23L24 208V206H23V204H22V206ZM74 207V206H73ZM226 207V206H225ZM225 207H224V209H225ZM15 208V207H14ZM18 208V207H17ZM20 208V207H19ZM22 208V209H23ZM48 208V207H47ZM53 208V207H52ZM51 208V205H50V208L49 209H52ZM70 208V207H69ZM244 208V207H243ZM22 209H18V211H17V215H18V217L20 216V218H21V227L19 226V228L17 227V228H15L14 227V225L13 224H11L10 222H9V224H7V225H5V226H3L2 227V230L4 231H2L3 233H5V231H6V233L7 232H10V231H12V230H18L19 229V232H21L20 234H19V232H15V236H16V238H17V240H18V238L20 237V236H23V232L25 231V228H26V224L24 223L25 222V220L23 219V217H22V215H24V211L25 210H22ZM55 209H56V207H55ZM54 209V210H55ZM59 209V208H58ZM71 209V208H70ZM27 210V209H26ZM43 210V209H42ZM57 210V209H56ZM72 210H74L73 208H72ZM194 210V209H193ZM195 210V211H196ZM15 211V210H14ZM45 211V210H44ZM65 211V210H64ZM258 211V210H257ZM264 211V210H263ZM2 212H3V214H2ZM47 212V211H46ZM55 212V211H54ZM70 212V211H69ZM259 212H260V210H259ZM258 212V213H259ZM25 213H26V211H25ZM28 213V214H29ZM58 213V212H57ZM62 213V212H61ZM65 214V213H64ZM260 214V213H259ZM30 215H29V217H30ZM55 215H57V214H55ZM60 215V214H59ZM69 215V214H68ZM155 215V214H154ZM154 215H152L150 218L151 219H154ZM27 213H26V218H27ZM47 216V215H46ZM49 216H50V214H49ZM62 216V215H61ZM64 216V215H63ZM62 216V218H64ZM70 216H71V214H70ZM72 216H73V214H72ZM55 218H57L56 216H54ZM33 218V217H32ZM49 218V217H48ZM69 218V217H68ZM67 218V219H68ZM156 218V217H155ZM228 218V219H229ZM238 218V217H237ZM7 219V220H6ZM13 219H15V218H13ZM28 219V218H27ZM39 219V220H40ZM44 219H45V217H44ZM43 219V220H44ZM54 219V218H53ZM23 220V221H22ZM42 220V221H43ZM46 220V219H45ZM49 220V219H48ZM54 220H57V219H54ZM58 220H60V219H58ZM69 220V219H68ZM72 220V219H71ZM70 220V221H71ZM4 221V222H5ZM18 221V220H17ZM38 221V220H37ZM52 221V219L50 220V222ZM64 221H65V219H64ZM1 222V221H0ZM15 222V221H14ZM32 222V221H31ZM35 222V221H34ZM47 222V221H46ZM56 222V221H55ZM58 222V221H57ZM62 221H60V223H61ZM261 222H263V221H261ZM2 223V222H1ZM8 223V222H7ZM28 223V222H27ZM30 223V222H29ZM40 223V222H39ZM42 223V222H41ZM59 223V222H58ZM58 223H57V225H58ZM16 224V223H15ZM19 224V223H18ZM263 224V223H262ZM20 225V224H19ZM32 225V224H31ZM37 225V224H36ZM35 225V226H36ZM47 225V224H46ZM52 225H55V223L53 224L52 223ZM59 225H61V224H59ZM34 226V227H35ZM50 226V225H49ZM29 227V226H28ZM32 227V226H31ZM40 227H43V226H40ZM44 227H46V226H44ZM43 227V228H44ZM36 228V227H35ZM261 228H263V227H261ZM28 229V228H27ZM36 229H39V228H36ZM31 230H33V229H31ZM35 230V229H34ZM37 231V230H36ZM29 232V231H28ZM71 233V232H70ZM56 234V233H55ZM8 235V234H7ZM10 235V234H9ZM12 235V234H11ZM25 235V234H24ZM67 235V234H66ZM70 235V234H69ZM180 235V234H179ZM14 236V237H15ZM29 236V235H28ZM13 237V236H12ZM13 237V238H14ZM34 237V236H33ZM36 237V236H35ZM34 237V238H35ZM39 237V236H38ZM59 237H61V236H59ZM63 237H65V236H63ZM67 237H68V235H67ZM9 238V237H8ZM24 238V237H23ZM30 238V237H29ZM142 238H143V240H144V242L145 243H153L152 242V232H151V228L150 229H147V230H145V231H143V234H142ZM177 238V237H176ZM186 238V237H185ZM235 238V237H234ZM7 239V238H6ZM15 239V238H14ZM37 239V238H36ZM45 239V238H44ZM68 239V238H67ZM74 239H75V237H74ZM74 239H73V241H74ZM179 239V238H178ZM21 240V239H20ZM20 240H19V243H20ZM23 240V239H22ZM21 240V241H22ZM27 240V239H26ZM25 240V241H26ZM39 240V239H38ZM37 240V241H38ZM41 240V239H40ZM61 241H62V238L60 239ZM70 240V239H69ZM72 240V239H71ZM180 240H181V238H180ZM237 240V239H236ZM53 241V240H52ZM66 241V240H65ZM231 241V240H230ZM235 241V240H234ZM233 240H232V242H234ZM254 241V240H253ZM253 241L251 242V243H253ZM6 242V241H5ZM30 242V241H29ZM40 242V241H39ZM39 242H38V244H39ZM43 242V241H42ZM47 242V241H46ZM49 242H51V241H49ZM58 242V241H57ZM70 242V241H69ZM72 242V241H71ZM185 242H187V241H185ZM250 242V241H249ZM8 243H9V241H8ZM16 243H17V241H16ZM60 243V242H59ZM181 243V242H180ZM13 244V243H12ZM23 244H24V242H23ZM22 244V245H23ZM28 244V243H27ZM34 244V243H33ZM33 244H32V246H33ZM52 244H53V242H52ZM188 244H190V243H188ZM20 245V244H19ZM29 245H30V243H29ZM43 245H44V243H43ZM45 245H47L46 243H45ZM51 245V244H50ZM49 245V246H50ZM183 245V244H182ZM230 245H231V243H230ZM248 245V244H247ZM16 246V245H15ZM31 246V245H30ZM36 246V245H35ZM34 246V247H35ZM41 246V245H40ZM48 246V245H47ZM46 246V247H47ZM18 247V246H17ZM20 247H21V245H20ZM20 247H19V249H20ZM25 247V246H24ZM27 247V246H26ZM39 247V246H38ZM44 247V246H43ZM51 247H52V245H51ZM178 247V246H177ZM182 247V246H181ZM245 247V246H244ZM29 249H30V247H28ZM55 248V247H54ZM183 248H184V246H183ZM230 248V247H229ZM231 248H232V246H231ZM246 248V247H245ZM22 249V248H21ZM20 249V250H21ZM51 249V248H50ZM49 248H48V250H50ZM73 249V248H72ZM176 249V248H175ZM244 249V248H243ZM2 249H0V251H1ZM14 250H16V249H14ZM31 250V249H30ZM44 250V249H43ZM45 250H47V248L45 249ZM184 250H187V249H184ZM25 251V250H24ZM23 251V252H24ZM150 251H151V249H150ZM149 251V252H150ZM182 251H183V249H182ZM255 251V248L253 247V246H248L247 248H246V254H244V255H246L245 257L246 258H248L249 256H250V254L252 253V252H254ZM25 252H27V251H25ZM34 253H35V251H33ZM38 252V251H37ZM46 252V251H45ZM44 252V253H45ZM50 252V251H49ZM48 252V253H49ZM69 252V251H68ZM172 252H173V250H172ZM245 252V251H244ZM2 252H0V256H2V254H1ZM16 253V252H15ZM40 253V252H39ZM42 253H43V251H42ZM43 253V254H44ZM47 253V252H46ZM47 253V254H48ZM50 253H52V252H50ZM69 253H72V252H69ZM185 253V252H184ZM4 254V253H3ZM11 254V253H10ZM33 254V253H32ZM61 254V253H60ZM218 254V253H217ZM223 254V253H222ZM255 254V253H254ZM257 254V253H256ZM5 255V254H4ZM12 255V254H11ZM37 255H41L42 256V254H37ZM46 255V254H45ZM50 255V254H49ZM174 255V254H173ZM224 255H226V254H224ZM244 255H243V257H244ZM252 255V254H251ZM259 255V254H258ZM8 256V255H7ZM6 256V257H7ZM14 256H16V254H14ZM18 256H20L21 257V255H18ZM22 256H24V255H22ZM35 256V258H36V255H34ZM53 256H54V254H53ZM53 256H52V258H53ZM56 257L58 256L57 255V253H56V255H55ZM54 256V257H55ZM65 256H66V253H65ZM171 256V255H170ZM183 256H184V254H183ZM256 256V255H255ZM3 257V256H2ZM5 257V258H6ZM9 258L11 257L10 255L8 256ZM17 257V256H16ZM43 257H44V255H43ZM69 257V255L67 256V258ZM70 257H71V254H70ZM173 256H171V258H172ZM226 257V256H225ZM230 257H231V255H230ZM229 257V259H231ZM242 257V258H243ZM5 258H3V259H5ZM12 258H13V255H12ZM11 258V259H12ZM18 258V257H17ZM24 258H25V256H24ZM23 257H22V259H24ZM45 258V257H44ZM64 258V257H63ZM176 258H178V257H176ZM179 258H180V256H179ZM210 258V257H209ZM219 258V257H218ZM222 258V257H221ZM224 258V257H223ZM241 258V259H242ZM257 258V257H256ZM43 259V258H42ZM182 259V258H181ZM214 259H215V256H214ZM216 259H217V256H216ZM215 259V260H216ZM21 260V259H20ZM39 261L41 260V259H38ZM44 260V259H43ZM174 260H176V259H174ZM213 260V259H212ZM215 260H214V262H215ZM235 260H237V259H235ZM244 260H246L245 258H244ZM253 260V259H252ZM0 261H2V258H1V260ZM18 261V260H17ZM176 261H178V260H176ZM243 261V260H242ZM248 261V260H247ZM9 262V261H8ZM169 262V261H168ZM175 262V261H174ZM213 262V263H214ZM235 262V261H234ZM249 262H251V260L249 261ZM257 262V261H256ZM3 263H4V261H3ZM171 263V262H170ZM223 263V262H222ZM232 263V262H231ZM230 263V264H231ZM246 263V262H245ZM166 264V263H165ZM218 264V263H217ZM229 264V263H228ZM246 264H248V263H246Z\"/></svg>",
  "mask_w": 264,
  "mask_h": 264
}]
</instances>
